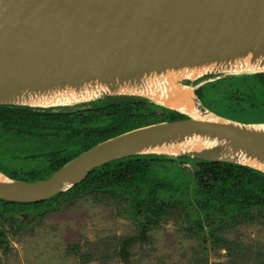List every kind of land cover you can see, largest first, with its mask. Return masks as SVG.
I'll list each match as a JSON object with an SVG mask.
<instances>
[{
  "label": "water",
  "instance_id": "water-1",
  "mask_svg": "<svg viewBox=\"0 0 264 264\" xmlns=\"http://www.w3.org/2000/svg\"><path fill=\"white\" fill-rule=\"evenodd\" d=\"M263 72L264 0H0V105L61 108L132 95L184 116H162L97 142L43 179L0 170V200H48L94 168L142 155L225 162L264 174L246 160L264 164V121L220 115L196 93L221 77ZM186 91L210 119L166 105L174 92ZM72 92L78 100L55 102ZM232 106L228 113L241 112ZM242 107L241 113L263 108ZM193 136L215 144L181 147ZM174 145L180 151L155 150Z\"/></svg>",
  "mask_w": 264,
  "mask_h": 264
},
{
  "label": "trees",
  "instance_id": "trees-1",
  "mask_svg": "<svg viewBox=\"0 0 264 264\" xmlns=\"http://www.w3.org/2000/svg\"><path fill=\"white\" fill-rule=\"evenodd\" d=\"M258 75L264 76V73ZM207 88V85L202 86L196 91L202 100V91ZM220 101L230 103L224 105L226 108L234 104ZM162 116L170 120L184 118L176 112L165 113L154 109L145 99L132 95L108 96L61 108L0 105V157H43L41 166L34 165L21 172L8 171L1 166L0 170L18 179H43L97 142L158 122ZM155 161L179 160L142 155L106 163L91 170L84 180L54 198L33 203L0 200V221L10 223L17 214L21 218L22 211L34 212L41 218L86 198L97 203L113 204L119 215L136 222L134 233L117 238L116 255L122 264H130L133 244L148 243L151 229L158 227L165 217L179 216L183 207L190 206L192 202L196 212L208 219L209 225L211 221L224 224L229 220L264 223L263 173L231 163L191 161L196 185L194 198L190 199L175 190L166 189L155 180L147 179ZM221 229L210 227L211 244L224 248L229 256L240 260L246 248L224 236ZM9 246L7 233L0 226V249L7 251ZM76 248L74 245L72 250L75 252ZM253 263L264 264L256 256ZM196 264H207L206 259Z\"/></svg>",
  "mask_w": 264,
  "mask_h": 264
},
{
  "label": "rangeland",
  "instance_id": "rangeland-1",
  "mask_svg": "<svg viewBox=\"0 0 264 264\" xmlns=\"http://www.w3.org/2000/svg\"><path fill=\"white\" fill-rule=\"evenodd\" d=\"M211 101L203 100L205 105L212 104L214 109L225 111L219 100ZM224 114L233 119L239 116L238 120L244 122L264 121V107L253 112ZM42 161L43 157L14 159L6 155L0 157V166L21 172L34 165L41 166ZM184 162L187 165L183 167L190 173L191 162ZM195 211L191 205L183 207L179 216L165 217L158 227L150 230L148 243H136L130 248V264H196L205 259L207 264H254L255 256L264 262L263 222L229 220L224 224L211 221L209 225L208 219ZM0 226L6 231L10 245L7 251L0 249V264H122L116 255L117 238L136 230V222L119 215L113 204L89 198L41 218L34 215L21 219L17 214L10 223L0 221ZM210 227L222 228L224 236L246 248L240 260L229 256L224 248L213 247Z\"/></svg>",
  "mask_w": 264,
  "mask_h": 264
},
{
  "label": "flooded vegetation",
  "instance_id": "flooded-vegetation-1",
  "mask_svg": "<svg viewBox=\"0 0 264 264\" xmlns=\"http://www.w3.org/2000/svg\"><path fill=\"white\" fill-rule=\"evenodd\" d=\"M258 74L259 73L228 76L207 82L203 85H207L208 88L202 91V98L203 100L208 98L212 99V103L218 100L231 101L234 103V106H239L236 108H240L241 112H243L244 109L242 104L249 105V107L253 108L260 106L264 107V76H259ZM207 106L216 113L224 116H230L224 113L231 110L233 107L226 108L223 106L225 111H221L222 108L214 109L212 104H208ZM241 112L238 110L235 113ZM35 157L42 158V156ZM185 164L186 162L182 161H155L152 164L147 179L155 180V182H158L159 185L164 186L166 189L175 190L178 194L193 199L196 185L194 169L193 165H191L190 173H188L189 171L187 168L183 167ZM191 205H193V202ZM34 215H36L34 212H20L21 218L28 217L31 219Z\"/></svg>",
  "mask_w": 264,
  "mask_h": 264
},
{
  "label": "bare ground",
  "instance_id": "bare-ground-1",
  "mask_svg": "<svg viewBox=\"0 0 264 264\" xmlns=\"http://www.w3.org/2000/svg\"><path fill=\"white\" fill-rule=\"evenodd\" d=\"M71 100H78V98L73 95V92L68 96H64L63 98H58L57 100H55V102H68ZM166 105L169 107L175 108L177 110L186 112L195 118L210 119V116H208L207 114L199 113L197 110H195L194 103L191 100L190 95L188 94L187 91L186 92H179V93L174 92L172 94V98L166 102ZM260 128L264 129V127H260ZM194 137L195 136L185 140L184 143L182 142L181 147L188 146L189 148H193L195 145H197L199 147L200 145L209 146V145L215 144V142H205V140H203V139H199V138L196 139ZM200 140L204 141V142H202V144H200L201 143ZM180 149L181 148L179 145H177V146L174 145L172 147H170V146L157 147L155 150L164 151V152H178V151H180ZM246 160L248 162H250V164L257 166V167L264 170V164L263 163L255 161V160H251L250 158H247Z\"/></svg>",
  "mask_w": 264,
  "mask_h": 264
}]
</instances>
